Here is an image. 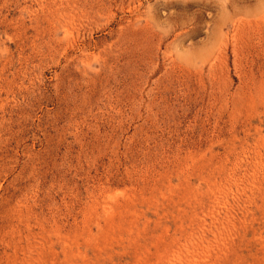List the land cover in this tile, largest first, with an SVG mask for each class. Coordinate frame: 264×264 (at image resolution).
<instances>
[{
	"label": "rangeland",
	"instance_id": "obj_1",
	"mask_svg": "<svg viewBox=\"0 0 264 264\" xmlns=\"http://www.w3.org/2000/svg\"><path fill=\"white\" fill-rule=\"evenodd\" d=\"M0 264H264V0H0Z\"/></svg>",
	"mask_w": 264,
	"mask_h": 264
}]
</instances>
